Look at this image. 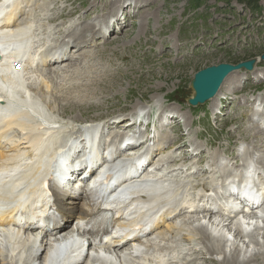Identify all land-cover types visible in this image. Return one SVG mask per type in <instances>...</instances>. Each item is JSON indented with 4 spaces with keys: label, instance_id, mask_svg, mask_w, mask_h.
I'll list each match as a JSON object with an SVG mask.
<instances>
[{
    "label": "rangeland",
    "instance_id": "obj_1",
    "mask_svg": "<svg viewBox=\"0 0 264 264\" xmlns=\"http://www.w3.org/2000/svg\"><path fill=\"white\" fill-rule=\"evenodd\" d=\"M123 36V35H122ZM121 37V36H120ZM180 46H181V53L185 57V61L183 66L180 67L179 70L175 71L177 73H169L166 71H162L161 73L152 74L144 76L141 72L134 71L132 73H126V71L119 70L118 72L113 73L110 77H113L109 80V82L102 84L101 86L96 85V88L93 89L94 91H98V93L102 94L105 92H114L123 89L126 86H134L137 88V93L135 96L136 98H132L131 100L127 101V103H137L143 100H146L150 98L152 95L156 94L157 90H151L147 93H143L146 89H154L163 86L162 91L171 89L174 86L178 85V90L183 92H186V95L189 93V90L187 89L188 82L190 79H192L194 73L200 69H202L205 66L212 65L215 62H228V59H233L230 57L227 53H213L209 55H203V54H196L195 56L189 55V48L191 47L189 43H186L185 40L179 39ZM109 46H112V41L109 42ZM228 53H230V50H226ZM228 60V61H227ZM111 72L112 70H108ZM169 73V74H167ZM179 74V75H178ZM107 77L102 76L95 78L93 80L99 81V83L106 80ZM97 94V92H96ZM95 94V95H96ZM94 95V97H95ZM101 99V98H100ZM90 103H85L83 100V97L80 101L76 102V104L68 103L67 105H90ZM58 105L61 104L59 103ZM64 105V104H62ZM74 106V110L77 111V107ZM117 105H107V106H98L95 107L94 114L96 116H103L106 114L112 113V108H115ZM239 103L236 101L232 102V105L230 106V111L228 113V117L226 119V123L228 124V120L232 119L231 123H234L235 128L233 131L228 132L226 135L222 133V135L225 137L226 140H238V139H244L245 143L249 145L250 150H259V141H254V144L256 146H252L251 140L254 136V131L251 132V135L249 134L247 130V124H244L243 121H241L240 118H237L238 113L237 111L240 109L238 108ZM76 107V108H75ZM82 107V106H78ZM63 108V107H61ZM81 110H87L78 108ZM73 110V111H74ZM92 110H89L88 113H84L83 116L88 115L91 113ZM64 114V111H61V115ZM76 112H71L70 114H67L66 117L68 118H80L82 116L77 115L74 117ZM58 115V114H56ZM60 115V116H61ZM92 117V116H89ZM230 228L232 227H225V228H219V232L223 234H228ZM231 241L224 249V254L221 253V245H219L218 248H216L217 251V261L222 262L223 264H256L258 263L257 260L259 256L257 257H251L252 253H257L258 251L264 250V236L262 233L259 232H253V239L252 243L243 242L240 240L236 235L232 236ZM228 256V257H227ZM222 258V259H221ZM231 258V259H230ZM261 263V262H260Z\"/></svg>",
    "mask_w": 264,
    "mask_h": 264
},
{
    "label": "bare ground",
    "instance_id": "obj_2",
    "mask_svg": "<svg viewBox=\"0 0 264 264\" xmlns=\"http://www.w3.org/2000/svg\"><path fill=\"white\" fill-rule=\"evenodd\" d=\"M1 3H2V1L0 2V8H1V9H0V12H3V11L7 8L8 5H2ZM14 9H15V7H14ZM12 11H13V10H12ZM12 11H10L9 15H8L7 17H5L4 21L2 22L3 25H10V24H12L11 27H10V28H5V26H3V28H0V32H2L0 35H3V39H2V41H1V43H0V49H1V52H2L1 60H0V73H1V74H5V75L7 76V77H4V76H3V78H4V80H5L6 82H2L4 85H2V84L0 83V86H3V87H4V86H8V87L12 88V89L14 90L15 96H17V93H16V91H15L16 89H20V90H22L26 95H30V94H31L30 87H31L33 84H35L36 81H38V80L41 78L42 71H41L40 66H42L43 62H42V63H39V62L37 61V64H36V66H35L36 68L32 70V69H30V65H31V64H34V63L36 62V61L34 62L33 59L36 58L38 54H36L35 52H32V53H30V54L24 52V55L27 56V57L25 58V57H22L18 51H13V50H10V51H9V50L7 49V47H6L5 44H6L7 41L10 39V37H11V36H16V35L23 34V33H22V32L24 31L23 27H25V24H23L22 22H20V21H19L18 23L16 22V14H17V13H16V11L13 12V13H11ZM25 16H26V14H25ZM1 20H2V19H1ZM0 24H1V23H0ZM13 26L16 27V34H14V32L11 31ZM21 29H23V30H21ZM64 36H68L69 38H70V37H74V38H76L77 41H78V38H79V35H76L75 33H71V34L67 33V34L64 35ZM78 42H79V41H78ZM1 46H3V48H2ZM74 46H76V44H73V47H72L73 49H72V50H74ZM70 47H71V45H70ZM79 49H82V47L79 48ZM83 51H84V50H83ZM51 53H52V54H56V53H57V49L54 50V51H52ZM51 53H49V50L47 51V53H46V61H45V63H48V60H53V58L49 57V54H51ZM69 53L72 55V54H74V51H71V48H70ZM80 53H81V52H80ZM39 54H40V53H39ZM78 55H79V54H78ZM16 57H20V58L23 60V61H18V62L20 63V68H18L17 71H18V70H22L23 73H25V72H29V71L31 70V75H33L34 71L37 70V73H38V74H37V78H36L33 82H29V84H28V86H29V90L27 89V85L24 84L23 82H22V83H19V82H18V83L13 82L14 75L10 74V71L8 70V68H10V67L13 66V63H10V59L13 58V61H15ZM62 59H65V58H61V59H59V62H57V64H59V63H63L64 61H63ZM39 60L43 61V59H39ZM228 63H229V62H228ZM48 64H54V63H48ZM205 67H206V66H205ZM203 68H204V67H203ZM35 73H36V72H35ZM9 76H10V77H9ZM24 78L28 80L27 77H24ZM20 80H23V79H20ZM40 81L43 82V81H45V79L41 78ZM45 85H46V87H48V86H47V82H46ZM228 85H229V84H227L226 86H228ZM0 90H1V88H0ZM33 92H34V93H38L39 96L42 98V92H43V91H42L41 88H39V86H36V87L33 89ZM220 92L222 93V91H220ZM89 94L93 95L92 90L89 91ZM0 96L3 97V98H5V96L2 95V94H0ZM8 102H9V101H8ZM41 102H42V105H47L48 112H50V114H51L52 116H55L56 114L61 115V111H64V114H63V115H66V114L71 113V112H76V114H75L74 117H76L77 115L83 116L84 113H88L89 110L94 109V105H87L86 107H78V106H80V105H77V106H76V105H61V107H63V108H61L60 105H58L59 103H58L57 100H52V101H49V102H44L43 98H42ZM10 105H13V104H10ZM74 106L77 107V111L74 110ZM11 107H13V106H11ZM76 107H75V108H76ZM78 108L87 109V110H81V109H78ZM45 110H47V109H45ZM73 110H74V111H73ZM12 116L14 117L15 115L12 114ZM47 118L50 119V117H47ZM43 120L46 121V118L44 117ZM121 124H122V122L119 121L117 125H121ZM17 143H19V142H17ZM152 164H153V161H152ZM152 164H151L150 168L152 167ZM168 165H170V164H167L163 169H165ZM171 165L175 166L176 169H174V170H172V171H170V172H167V173L165 174V176L167 175V177H165L164 180H166V179H167L168 177H170L172 174L180 175V174H185V173H186V170L184 169V167H181L180 164H178V163H174V162L172 163V162H171ZM144 170H146V169H144ZM147 170H148V169H147ZM157 170H160V169H157ZM157 170H152V171H150L149 175L160 174L161 172H158ZM175 172H177V173H175ZM190 174H191V173H190ZM191 177H193V176H191ZM180 183H182L181 179H179V184H180ZM189 183H195V180H192V181H190ZM158 184L160 185V182H158ZM243 184H245V180H243ZM192 185H193V184H189L188 187L190 186V188H188L187 191L184 190V191H183V194L193 193V186H192ZM160 186L163 187V185H160ZM161 197H163L161 194H156V196H154V198H151V200H153V201H160L159 199H161ZM144 199H147V197L144 198ZM70 201H72V200H70ZM64 204H65V203H64ZM74 208H75L78 212H81L82 214H86V211L83 210V209H81V208H79L78 206H74ZM63 211H64L65 214H68V213H69L68 208H63ZM168 214H170V211H168V212L165 213L164 215H168ZM245 220H249V219L246 218ZM245 220H244V221H245ZM206 221H207V222H206ZM244 221H243L242 219L239 220L240 224H241L242 222H244ZM205 222H206V224H211V223H210V219L205 220ZM239 222H235V223H233V224L231 225L232 228H235V229H236V230H235V229H233V230H234V233L236 234V236H237L238 238H239L240 235H241L239 232H237V230L239 229V228H237V226H239ZM174 224H175V223H172V224L167 223V224L165 225L164 229L161 230V228H160V229L158 230V232H159V233H160V232H161V233H164V231H168V232H169V235L172 236L171 229L174 227ZM212 224H215V223H212ZM230 229H231V228H230ZM229 232L232 233L233 231L230 230ZM25 242H26L25 238H24V239H21V238H20V240H19V243H20V244L25 243ZM162 248H163V246H160V249H162ZM135 249H136L137 251H141V250H140V247H135ZM99 250H100V249H99ZM59 251H60V250L57 249V250H56V253H58ZM94 251H96V250H94ZM112 252H113V251H112ZM114 253H115V254H114V256H113V259H114V261H115V260L119 259L120 255H119V253H116V252H114ZM142 253H143V252H141L139 256H135L133 259H134V260H137V258H140V257H141ZM18 255L21 256L22 254H21V253H18ZM227 257H228V256H227ZM221 259H222V258H221ZM230 259H231V258H230ZM97 260H98V259H97ZM104 261H105V263H106L107 258H104Z\"/></svg>",
    "mask_w": 264,
    "mask_h": 264
},
{
    "label": "water",
    "instance_id": "obj_3",
    "mask_svg": "<svg viewBox=\"0 0 264 264\" xmlns=\"http://www.w3.org/2000/svg\"><path fill=\"white\" fill-rule=\"evenodd\" d=\"M230 70V65L221 64L200 71L193 80V86L198 91L199 100H203L213 95L221 78Z\"/></svg>",
    "mask_w": 264,
    "mask_h": 264
}]
</instances>
